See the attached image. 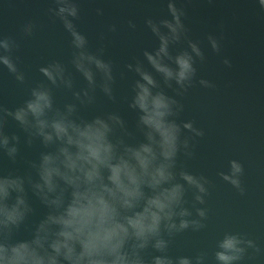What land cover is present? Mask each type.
<instances>
[{
    "label": "clouds",
    "instance_id": "9594fccd",
    "mask_svg": "<svg viewBox=\"0 0 264 264\" xmlns=\"http://www.w3.org/2000/svg\"><path fill=\"white\" fill-rule=\"evenodd\" d=\"M167 15L145 17L144 25L156 46L124 64L122 79L133 73L125 97L135 114L132 127L118 111L85 114L97 103V92L116 102L114 64L100 45L90 49L87 36L75 21L81 0H50V19L59 21L70 37L68 63L83 80L75 86L73 72L59 59L38 67L43 79L28 88L27 97L15 107L0 103V159L24 168H0V264H209L208 252L172 255L175 237L206 227L210 181L183 166L194 156V142L204 136L191 120H180L184 96L196 83L197 63L206 61L200 41L189 36L184 22L187 0H160ZM264 11V0H256ZM97 15L103 10L96 8ZM130 28L136 24L128 21ZM32 20L20 26L31 37ZM110 24L108 32H116ZM220 36L208 33L212 53L222 49ZM20 42L0 32V67L19 84L26 80L18 66ZM223 64L231 66L225 57ZM170 89L173 94H169ZM55 90L71 94L58 104ZM17 131H8L9 121ZM21 144L38 146L34 158L21 156ZM244 166L228 159L219 177L241 195ZM191 193V200L188 194ZM34 201L42 211L37 214ZM190 205V206H189ZM38 217V218H37ZM22 231L27 232L20 238ZM251 250V251H250ZM264 249L245 233L224 231L215 240V264H241Z\"/></svg>",
    "mask_w": 264,
    "mask_h": 264
},
{
    "label": "water",
    "instance_id": "95a60500",
    "mask_svg": "<svg viewBox=\"0 0 264 264\" xmlns=\"http://www.w3.org/2000/svg\"><path fill=\"white\" fill-rule=\"evenodd\" d=\"M50 6V0H0V32L19 40L18 66L26 75L25 83L19 84L0 67V103L10 108L21 104L28 88L43 79L37 69L52 59L67 64L75 86H83L82 78L68 63L70 37L58 20L50 19ZM184 6L189 36L200 41L206 55V61L196 65L197 78L208 79L215 87L204 88L196 83L184 96L177 97L184 105L179 119L193 121L205 133L194 142V156L182 158V164L194 174L207 176L211 183L206 204L198 205L208 210L206 227L199 232L189 229L178 234L171 254L192 256L205 250L209 264H215V240L224 231L245 233L264 249V11L256 0H187ZM80 7L81 16L75 23L87 36L91 50L100 45V34H105V58L114 64L117 98L116 102L109 101L98 91L97 103L84 113L118 111L132 127L135 114L125 97L130 93L134 74L127 73L122 79L119 73L126 71L124 64L132 62L133 57L143 59V49L156 46L144 19L167 15L166 5L160 0H81ZM96 8H101L103 14L97 15ZM29 19L35 29L31 37H23L20 26ZM129 20L136 24L135 29L129 27ZM110 24L116 25V32L107 31ZM208 33L222 34L219 54L212 53L207 46ZM225 57L230 60V67L223 64ZM166 91L173 94L170 89ZM54 97L61 105L71 100V94L64 90H55ZM7 130L19 133L11 120ZM38 150L36 145L28 148L21 144V156L25 159L34 158ZM228 159H237L244 166L243 195L218 175L226 170ZM0 168L22 171L23 160L12 165L6 158L0 159ZM188 199L191 200V193ZM34 207L39 215L41 206L34 201ZM26 236V231L20 233V238ZM241 264H264V253L246 257Z\"/></svg>",
    "mask_w": 264,
    "mask_h": 264
}]
</instances>
